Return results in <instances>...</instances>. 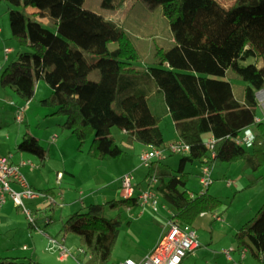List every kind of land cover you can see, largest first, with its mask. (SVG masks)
<instances>
[{"label":"trees","instance_id":"1","mask_svg":"<svg viewBox=\"0 0 264 264\" xmlns=\"http://www.w3.org/2000/svg\"><path fill=\"white\" fill-rule=\"evenodd\" d=\"M1 1L9 4L11 37L28 48L2 68V87L30 101L36 83L45 82L51 93L39 104L53 108L50 116L63 117L61 127L70 130L80 145L90 140L88 154L93 159L123 154L111 135L112 127L147 147L166 145L159 128L163 115L131 88L137 73L131 62L139 54L122 27L84 9V0ZM125 1L101 0V6L116 9ZM142 1L151 8L161 7L172 34L174 45L156 48L155 61L146 72L163 95L178 140L190 148L187 155H180L176 169L160 168L153 174L160 160L153 161L147 177L155 176L153 188L172 209L169 217L192 226L201 213H216L223 202L207 189L193 193L186 188V163L243 160L253 171L264 165V123L254 121L256 93L264 90V0H233L228 7L218 0ZM36 17L47 18L52 29ZM112 42L117 44L113 50L109 49ZM249 58L252 63H240ZM228 69L246 83L242 101L225 79ZM93 70L97 73L90 79ZM245 127L255 130L251 147L235 141ZM207 133L215 139L212 149L203 139ZM17 149L41 160L46 155L37 138L26 131ZM137 196L90 204L69 214L61 232L76 235L96 264H106L123 218L120 213L103 216V207H132L138 204ZM234 236L238 248H246L258 264H264V202L256 218L242 224ZM16 259L0 257V264H30Z\"/></svg>","mask_w":264,"mask_h":264},{"label":"rangeland","instance_id":"2","mask_svg":"<svg viewBox=\"0 0 264 264\" xmlns=\"http://www.w3.org/2000/svg\"><path fill=\"white\" fill-rule=\"evenodd\" d=\"M218 1L225 7L233 2V0ZM83 8L106 18H112L128 33L140 55L139 59L134 62L135 66L145 68L147 64L155 61L154 52L156 48H168L172 44V34L160 6L151 8L142 0H126L116 9H105L101 6V0H84ZM41 24L52 29L48 22L43 21ZM8 43L10 44L8 46L12 49L18 51L28 50V48L20 47L11 37L10 29ZM116 46L117 44L112 42L109 44V49L113 50ZM16 54L9 55L11 57L10 61L16 58ZM252 62L253 59L249 58L240 63L245 65ZM96 73V70H93L89 74V78L94 79ZM225 79L230 82L235 98L242 101L246 83L231 69L227 70ZM38 83V92L34 94V98L28 104L30 117L26 119L27 124L24 122L18 123L16 116L19 105L26 109V103L28 102L22 100L12 89L3 90L0 85V152L6 153L7 150L12 153L18 152L14 147V139L19 132L27 129L39 139L42 147L52 146L53 148L50 152L48 151L47 159L43 164L40 163L37 157L28 154L34 167L27 168L25 172L30 170L28 177L44 180V183L36 185L43 186L44 190L52 184L56 171L62 170L65 176L59 185L54 186V189L57 190V193L63 192V194H65V189H70L68 195L63 198L62 203L64 205L81 197L85 198V207L89 204L105 202L103 196L112 191L108 189H115L118 186V183H108V180L115 179L119 181L123 171L124 173H131L135 183L137 180L135 176L137 177L144 172V167L140 164L139 158L141 153L138 156V169L134 168L135 165H132V161L135 160V151L123 146L122 149L124 148L126 156H120V160L111 159L110 162H96L97 160L88 154L89 140L80 145L70 130L61 127L64 118L50 116L49 114L53 111V108L43 107L39 104L41 99L46 98L51 93V89L43 81H38ZM256 100L255 113L262 118L264 123V107L257 96ZM161 127L167 140L175 137V129L169 116L162 120ZM118 132V128L112 127L111 133L120 144L121 137L117 134ZM55 135L56 141L50 142L49 139ZM180 157L179 154L165 153L162 164L176 169ZM62 162L66 163V170L62 169ZM198 164L197 161L188 162L184 168L189 173L186 188L195 193L205 191V188L198 182V175L200 174V168L197 169ZM48 170H53V174L46 177L45 174ZM211 173L214 182L209 186L208 193L218 196L222 200L223 204L216 212L220 215L222 221L211 218V215L196 219L192 227L197 233L200 246L188 253L183 258L182 264H234L233 261H228L221 254V250L230 247L237 249L238 246L234 236L237 230L235 226L240 227L248 220L256 218L258 210L264 202V165L253 171L246 167L243 160L228 163L216 162L212 164ZM26 179L28 178L26 177ZM142 181V189L147 188L149 178ZM228 181H232L230 186L227 185ZM102 186L108 187L104 189L107 192H103ZM88 195L90 196L86 198ZM158 201L159 209L156 212L147 203H140L132 207L130 211H127L123 206L103 207V216L107 218H113L121 213L130 220V223L123 222L119 227L111 260L106 264H121L120 262L129 256L138 260L139 256L145 252L143 244L146 240H144L145 233L143 232L164 233L169 214H166L165 219L157 215H163L164 211L168 213L172 209L161 202L159 194ZM82 208L78 202L70 208L66 206L61 209V212H57L51 233H56L61 220L63 221L69 212ZM55 209H58V207H55ZM140 212L141 218H134ZM65 235L60 233L56 237L61 239ZM69 235H71V238L66 242L67 246L70 248L69 245H74V247L82 248L87 253L73 251L74 257H68L66 260L59 259L57 253L46 250L47 239L44 238L42 233L31 229L20 208L14 206L9 200L0 210V257H17V261L29 262L30 264H94L88 250L80 243L78 237L74 234ZM24 245L27 247L26 249H23ZM34 247H37V249L34 250ZM232 258L235 262L241 261L243 264H258L257 260L248 252L242 260L237 252L232 253Z\"/></svg>","mask_w":264,"mask_h":264},{"label":"built area","instance_id":"3","mask_svg":"<svg viewBox=\"0 0 264 264\" xmlns=\"http://www.w3.org/2000/svg\"><path fill=\"white\" fill-rule=\"evenodd\" d=\"M4 52L7 54L10 52L8 47L4 46ZM257 96L261 101V105L264 107V90H259ZM25 107L19 106L17 112V122H23ZM262 118L255 117V122H260ZM56 136L49 139L50 142H54ZM255 140V131L252 127H245L240 135L235 139L236 143L245 147H251ZM215 139L212 137L208 139L205 144L208 149H212ZM190 151L189 145L182 140H176L167 143L164 146H151L141 152L140 164L143 167H150L153 161L163 159L165 153L187 155ZM213 156V153H211ZM25 166L33 167L30 161L22 160L19 162H13L11 155L0 153V207L7 201H11L14 206L21 209L26 221L32 230L45 234L42 229V224L48 225L53 222V218L50 214H38L42 210H48L50 208L62 207L63 193L56 194L47 193L44 191L36 190L31 187L22 168ZM212 165L209 163H202L200 167V174L198 175L199 184L207 189L212 183ZM62 177V173L56 174V180ZM134 177L131 173H124L120 178L121 191L123 198H130L135 195V183ZM155 176L149 178L147 188L140 191L137 196V202L147 203L150 205L154 212L159 209L158 194L154 190L153 186L156 184ZM232 181H228L227 185H231ZM39 200V203L31 208L27 205V201ZM164 207V206H163ZM169 216L172 215V211L168 212ZM205 213H201L204 215ZM213 219L220 220L219 215L216 213H209ZM47 237L46 250L53 251L58 254L59 259L68 257H74L73 252L66 247L63 239H56L54 237ZM199 246L197 233L195 229L188 224H181L177 220L168 218L165 226L164 233L160 236L154 247L146 254L140 261H134L133 259H126L124 264H181L182 259L190 252L195 250ZM23 246V249H26ZM235 251V248L230 247L228 249H222L221 253L234 264H243L241 261L235 262L231 256V253ZM79 253L86 254L87 252L82 248H78ZM89 252V251H88ZM241 259H243L247 253L246 248H239ZM90 254V252H89ZM91 256V254L89 255ZM92 258V256H91Z\"/></svg>","mask_w":264,"mask_h":264},{"label":"crops","instance_id":"4","mask_svg":"<svg viewBox=\"0 0 264 264\" xmlns=\"http://www.w3.org/2000/svg\"><path fill=\"white\" fill-rule=\"evenodd\" d=\"M8 10H9V4L8 3H6V2H4V1H1L0 0V72H1V70H2V68L4 67V66H6V64L10 61V59H11V57H9V55L10 54H15V53H18L19 51L18 50H15L14 48L12 49V47H10V46H8V45H10L9 43H8V38H9V21H8ZM29 12H33V11H35V10H33V9H29L28 10ZM104 17V16H103ZM106 18V17H105ZM35 19H37L38 21H41V22H48L49 23V21H48V19L47 18H45V17H43V18H39V17H36ZM107 19H111L112 21H114L115 22V20H113L112 18H110V17H108ZM169 26V25H168ZM171 45L168 47V48H170L171 46H173L174 45V41H173V38L171 37ZM4 46L5 47H8L9 49H10V52H8L7 54L4 52ZM136 48V47H135ZM161 48H163V47H161ZM168 48H163V49H168ZM138 52V51H137ZM138 54H139V52H138ZM17 55V54H16ZM139 57H140V55H139ZM139 59V58H138ZM137 59V60H138ZM134 62L135 61H133V62H131V64H132V67L137 71V73L131 78V88H132V90L133 91H135V93H138V94H144L145 96H146V98H147V100H148V103H149V105H150V107H151V109L154 111V112H157V113H161L163 116H162V119H161V121L159 122V128H160V130L162 131V134H163V130H162V127H161V123H162V120L165 118V117H170V115L168 114V111H167V108H166V106H165V104H164V101H163V95H162V93H161V91L159 90V88L154 84V82L149 78V76H148V74H147V72H146V69H147V67L150 65V64H152L153 62H150L149 64H147L146 65V67L145 68H140V67H138V66H135L134 65ZM38 86H39V83L37 82L36 83V86H35V93L34 94H37V92H38ZM2 87V86H1ZM3 88V90H6L8 87H2ZM10 89V88H9ZM233 90V89H232ZM258 97V96H257ZM34 98V97H33ZM23 100V99H22ZM238 100V99H237ZM31 101V100H30ZM239 101H241V100H239ZM28 103H26L27 104V108L25 109V112H24V119H23V122L24 123H26L27 124V117H30V109H29V106H28V104H29V101H27ZM26 104H23V105H26ZM19 106H22V105H19ZM256 117H259V116H257L256 115ZM261 118V117H260ZM263 121V120H262ZM172 124H173V126H174V123H173V121H172ZM174 129H175V127H174ZM111 130H112V128H111ZM26 132H28V133H30L29 132V130L27 129V130H25ZM25 131H23V132H19L18 133V136L14 139V147L16 148V150L18 151V152H16V153H12L10 150H7V152L5 153V152H0L1 154H9V155H11V160L13 161V162H19V161H22V160H26V161H30L32 164H33V162H32V160H31V157H30V155H32V154H30V153H27V152H23V151H19L18 149H17V144H18V142L20 141V139H21V137H22V135L24 134V132ZM255 131V130H254ZM31 135H33L32 133H30ZM117 134H119V136L121 137V142H120V144L117 142V140H116V138L112 135V133H111V135L114 137V139H115V141L122 147H126V148H128V149H131V150H134L135 151V160L134 161H132V165H135L134 166V168L136 167V169H138L137 168V162H138V156H139V154L141 153V152H143L144 150H146L147 149V146L146 145H143V144H141V143H139V142H137L136 140H134L132 137H128L127 136V134L123 131V130H119V132L117 133ZM34 137H36L35 135H33ZM56 136V135H55ZM213 136L210 134V133H207V134H204L203 135V139H204V141H207L208 139H210V138H212ZM37 138V137H36ZM163 138H164V141H165V143L167 144V143H170V142H173V141H176V140H178V136H177V133H176V131H175V137L174 138H172L171 140H167V138L165 137V135L163 134ZM37 140L39 141V139L37 138ZM55 141H56V139H55ZM54 141V142H55ZM89 143H90V140H89ZM140 145H139V144ZM142 145H143V147H142ZM52 146H49L48 148H45L46 149V155H45V157H44V159H40V158H38L37 156H35V157H37L38 158V160L40 161V163L41 164H43L44 163V161L47 159V155H48V151L50 152L51 150H52ZM60 148V147H59ZM60 150V149H59ZM123 150H124V148H123ZM124 152H125V150H124ZM124 152H123V154L121 155V156H126V154H124ZM28 154H30V155H28ZM32 156H34V155H32ZM111 159H113V160H120V157L119 158H110V159H107V160H103V161H101V162H110L109 160H111ZM162 160L163 159H161L159 162H157L156 163V169H154V171L152 172L153 174H155L160 168H165V169H174V168H171L170 166H165V164H162ZM100 160H97L96 162H99ZM135 163V164H134ZM139 163V162H138ZM45 166V165H44ZM139 166V165H138ZM33 167H34V165H33ZM201 167V163L199 162V164H198V166H197V169H199ZM27 168H30L29 166H25V167H23L22 168V171H23V173L26 175V177L28 178L27 180H28V182H29V184L31 185V187L32 188H34V189H36V190H42V191H47L48 193H51V194H56L57 192V190L56 189H54V186H56V185H59L60 184V182H61V180L64 178V176H65V174L63 173V171L62 170H57L56 171V174L57 173H62V177H61V179L59 180V183L57 182V180H56V174H55V177H54V180H52V184H50V186H45V187H47L46 189H44L43 190V186H36V185H40L41 183H44V180H38V179H32V178H30V177H28V173L30 172V170H28V171H26L25 172V170L27 169ZM185 168V167H184ZM248 168V167H247ZM62 169H64V170H66L67 168H66V163L65 162H62ZM129 170V169H128ZM125 171H127V170H125ZM123 173H124V171L122 172V174H121V176L123 175ZM147 168L146 167H144V172L141 174V175H139V176H135V179L137 178V180L135 181V186H136V191H135V194L136 195H138L139 193H140V191L142 190V187H143V181L142 180H147L148 179V177H147ZM53 174V170H48V171H46V174H45V176L47 177V176H49V175H52ZM212 175V174H211ZM121 176H120V178H121ZM140 179V180H139ZM40 181V182H39ZM120 181V180H119ZM119 181H117V180H115V179H110V180H108V183L109 182H112V183H118V186L117 187H115V189H112V188H109L108 190H112L111 192H109V193H107L106 195H104L103 197H104V199H105V202H107V201H110V200H117V199H122L123 197H122V191H121V183L119 182ZM213 182H214V180H213ZM144 183H145V181H144ZM213 184V183H212ZM211 184V185H212ZM45 185V184H44ZM101 185V184H100ZM108 185V184H107ZM39 187H41V188H39ZM103 187V192H107L106 190H104V189H106V188H108L107 186H102ZM209 188V187H208ZM208 188H207V192H208ZM69 191H70V189H65V194H63V198L64 197H66V195H68V193H69ZM189 191H191V190H189ZM191 192H193V191H191ZM63 193V192H62ZM194 193V192H193ZM80 194V193H79ZM94 194V193H93ZM90 195H88L86 198H88ZM215 196V195H214ZM218 197V196H217ZM63 198L61 199V201H63ZM84 200H85V198H76V199H74V200H71V201H69V202H67V204L66 205H64L63 204V207H58V209H55V208H50V209H48V210H42L39 214H38V216H42V214H50L51 216H52V218H53V222L52 223H50V224H48V225H44V224H42V229H43V231H44V233L45 234H42L43 236H44V238H46L47 239V237H46V235H48V236H51V237H54V238H56V239H59V238H57L56 236L58 235H60V233H63V232H61V225H62V222L66 219H64L63 221L61 220V222H60V225L58 226V229H57V231H56V233H51V230L53 229V227H54V224H55V218H56V213L57 212H61V209H63V208H65L66 206H68L69 208L70 207H72V206H74L75 204H77L78 202L80 203V206L81 207H85V204H84ZM8 202V201H7ZM6 202V203H7ZM105 202H101V203H93V204H104ZM5 203V204H6ZM39 203V200H34V201H27V205L29 206V207H31V208H34V206L36 205V204H38ZM5 204H3L1 207H0V210H1V208L5 205ZM90 205V204H89ZM137 205H139V204H137ZM137 205H135V206H137ZM65 206V207H64ZM135 206H132V207H135ZM125 207V206H124ZM132 207H125V209L127 210V211H130V209L132 208ZM75 208H76V206H75ZM76 211H78L77 209H76ZM76 211H74V212H76ZM74 212H69V214H71V213H74ZM165 213H163V215H157V216H159V217H161L162 219H165L166 217H167V215L166 214H168V213H166V211H164ZM68 214V215H69ZM217 214V213H216ZM120 215L122 216V218H123V222H128V223H130V220H128L127 218H125L121 213H120ZM141 212L140 213H138V215H136V216H134V218H141ZM210 216V214L209 213H205L204 215H200L199 217H205V216ZM218 215V214H217ZM67 217V216H66ZM169 217V216H168ZM211 217V216H210ZM219 217H220V215H219ZM212 218V217H211ZM217 221H222L221 220V217H220V220H217ZM236 228H237V230H238V228H240V227H238L237 225L235 226ZM236 230V231H237ZM58 232V233H57ZM143 233H145L144 235H145V239L144 240H146L145 241V243L143 244L144 245V253L143 254H141L140 256H139V259L138 260H135L134 258H132V257H126V258H124L120 263L121 264H124V261L126 260V259H133L134 261H140L143 257H144V255H146L153 247H154V245L156 244V242L158 241V239L160 238V236L162 235V233H152V232H149V231H145V232H143ZM64 234V233H63ZM69 234H71V233H66V235L63 237V238H61V239H63V242H64V244L67 246V244H66V242L68 241V240H70V236L71 235H69ZM79 240V239H78ZM142 242H143V240H142ZM74 244V243H73ZM25 246V245H24ZM70 246V250L73 252H78L77 251V248L78 247H74V245H69ZM199 246H200V243H199ZM198 246V247H199ZM115 247V246H114ZM197 247V248H198ZM196 248V249H197ZM37 249V247H34V250H36ZM114 250V249H113ZM40 251H42V250H40ZM233 252H237V254L239 253V257H240V259H241V256H240V252H239V248L237 247V249H235V251H233ZM232 252V253H233ZM232 253H231V256H232ZM222 254V253H221ZM112 256V255H111ZM1 257H11V256H1ZM75 258H77V257H75ZM67 258H64V259H62V260H66ZM227 259V258H226ZM111 260V259H110ZM228 260V259H227ZM242 260V259H241ZM228 261H230V260H228ZM93 262H94V260H93ZM182 262H183V259H182V261H181V264H182ZM32 263V262H31ZM94 264H96L95 262H94Z\"/></svg>","mask_w":264,"mask_h":264},{"label":"water","instance_id":"5","mask_svg":"<svg viewBox=\"0 0 264 264\" xmlns=\"http://www.w3.org/2000/svg\"><path fill=\"white\" fill-rule=\"evenodd\" d=\"M256 96H257V93H256Z\"/></svg>","mask_w":264,"mask_h":264}]
</instances>
